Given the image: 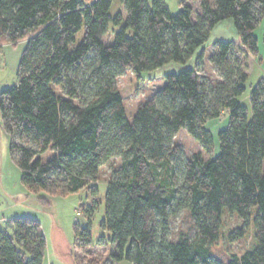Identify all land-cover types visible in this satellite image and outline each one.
<instances>
[{"label":"trees","instance_id":"1","mask_svg":"<svg viewBox=\"0 0 264 264\" xmlns=\"http://www.w3.org/2000/svg\"><path fill=\"white\" fill-rule=\"evenodd\" d=\"M118 1L126 18L111 13L114 0H0V46L26 41L17 84L0 92V123L22 185L36 195L83 189L95 195L101 168L120 160L105 196L102 227L110 238L97 242L111 252L103 262L79 256L80 264H264V79L251 89L250 115L240 101L249 74L234 42L215 45L210 62L222 75L215 86L188 66L227 19L241 47L257 57L264 0H199L195 16L190 0H181L175 14L165 0ZM172 63L188 67L165 74V85L129 121L117 77L129 70L141 79ZM224 113L227 126L215 136L208 124ZM182 129L209 159L184 158L174 145ZM180 211L187 228L172 236ZM226 212L244 222L233 233L239 237L253 222L256 245L224 262L212 248ZM8 223L13 232L0 230V264H44L40 221L23 216ZM74 233L78 251L93 246L91 223L76 224Z\"/></svg>","mask_w":264,"mask_h":264},{"label":"rangeland","instance_id":"2","mask_svg":"<svg viewBox=\"0 0 264 264\" xmlns=\"http://www.w3.org/2000/svg\"><path fill=\"white\" fill-rule=\"evenodd\" d=\"M82 1L86 4H91L94 0ZM180 1L165 0L167 6L174 14L179 11ZM210 1L212 2L213 0ZM189 4L194 9L195 16V13L200 11V1L190 0ZM119 11H121L124 18L127 17L123 5L118 0H114L111 13L116 14ZM113 30V27L110 28L109 34L103 39L107 45L113 42ZM255 34L259 38L260 43V53L257 57L241 47L234 21L232 19L221 21L214 27L208 41L198 50L195 58L188 64L189 67L197 66L201 80L213 87L222 81L220 70L210 62V57L216 50L215 45L219 41L234 42L236 48H239L238 55L245 60L244 67L249 74L246 92L240 98V101L247 107L250 115L252 112L250 104L251 89L261 78L264 79L263 27L260 26L255 31ZM83 36L84 30L76 36L77 43L82 41ZM25 43L26 41L24 40L16 45L4 44L0 46V92L17 84L16 73L19 62L16 66L15 61L17 53L20 51L22 53ZM201 52L203 58L199 63H196V57ZM11 53H14L15 57L10 56ZM188 66L172 63L153 72L143 73L141 79L129 70L118 76L116 81L125 98L124 106L128 120L132 122L138 108L149 101L165 85V74L177 73ZM226 126L227 113H224L219 119L210 122L208 129L216 136ZM174 145L182 148L186 160L191 159L196 153H200L205 160L211 157L203 146L184 129L174 138ZM8 148L9 139L0 126V187L2 185L5 187V189H0V217L5 215L6 219H8L9 217H18L22 213H26L24 215L34 217L41 222L43 233L47 238L46 264H80L79 256L97 258L102 262L107 260L111 252V246H99L97 242L102 237L106 240L110 238V233L102 227V222L105 218V196L111 170L120 164V160L113 159L101 168L100 181L95 185L98 189L95 195L89 189H83L77 193L65 196H50L45 192L36 195L29 193L22 185L21 172L13 162ZM51 156L52 152L49 151L42 155V158L46 161ZM40 198L48 199L49 204H43ZM184 214L185 211H180L173 217L171 223L172 236L179 230L187 228ZM88 219L91 223L93 246L78 251L74 246V226L79 224L82 227H87L90 225ZM243 224L244 222L236 214L229 212L224 214L220 238L212 248L215 256H219L222 253L223 256L221 255L219 258L226 262L229 258L228 255H242L256 245L253 222L246 229L243 237L233 234ZM0 230H4L9 234L13 232L7 220H0Z\"/></svg>","mask_w":264,"mask_h":264},{"label":"crops","instance_id":"3","mask_svg":"<svg viewBox=\"0 0 264 264\" xmlns=\"http://www.w3.org/2000/svg\"><path fill=\"white\" fill-rule=\"evenodd\" d=\"M264 46V45H263ZM261 79H263V78H261ZM0 126H1V130L4 132V130H3V127H2V125L0 124ZM9 149V148H8ZM5 175V174H4ZM0 189H5V187L2 185L1 187H0ZM24 214H26V213H22V215L21 216H18V217H23V216H28V215H24ZM12 216V215H11ZM30 217V216H29ZM12 218H15V217H9L8 219H6V216L5 215H2L1 217H0V220H4V221H9L10 219H12ZM41 223V222H40ZM45 258H46V255H45ZM46 259H45V261H44V264H46Z\"/></svg>","mask_w":264,"mask_h":264},{"label":"bare ground","instance_id":"4","mask_svg":"<svg viewBox=\"0 0 264 264\" xmlns=\"http://www.w3.org/2000/svg\"><path fill=\"white\" fill-rule=\"evenodd\" d=\"M20 53H21V51H20L19 53H17V58H16V61H15L16 66L18 65V62H19ZM10 56H12V57L14 56V57H15L14 53H11ZM11 59H12V58H11ZM12 60H13V59H12Z\"/></svg>","mask_w":264,"mask_h":264}]
</instances>
